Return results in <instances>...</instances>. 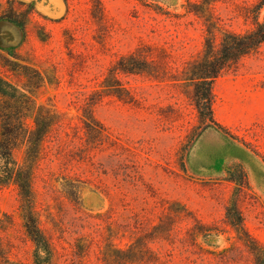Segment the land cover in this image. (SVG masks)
<instances>
[{
    "label": "rangeland",
    "instance_id": "rangeland-1",
    "mask_svg": "<svg viewBox=\"0 0 264 264\" xmlns=\"http://www.w3.org/2000/svg\"><path fill=\"white\" fill-rule=\"evenodd\" d=\"M261 1L0 0V76L36 68L53 115L37 153L11 152L32 170L40 264L254 263L227 211L264 246V43L210 82V119L190 73L259 28ZM11 110L0 96V135L7 116L32 129L36 110ZM25 210L0 184V264H33Z\"/></svg>",
    "mask_w": 264,
    "mask_h": 264
},
{
    "label": "trees",
    "instance_id": "trees-1",
    "mask_svg": "<svg viewBox=\"0 0 264 264\" xmlns=\"http://www.w3.org/2000/svg\"><path fill=\"white\" fill-rule=\"evenodd\" d=\"M261 3L264 4V0ZM5 20L16 26H20L13 19L5 18ZM256 25L259 27L257 30L247 32L244 35H228L231 37V40L222 37L223 40L220 42L219 50L215 52L212 59L209 60L207 57L204 60L206 63L203 66H193L191 69V79L203 87L204 95L202 94L199 97L205 102L209 119L211 118L209 104L211 99L210 82L222 71L230 60L235 61L261 43H264V22L256 21ZM11 64L13 69L19 70L24 75L25 81L20 86H15L0 76V96L5 98L8 108L12 109L11 111L23 113L24 110L34 109L36 112L33 115L32 129L25 126L24 121L20 117L7 116V119L3 118V122L1 123L2 132L0 135V161L4 160L6 167L4 166L2 168L0 165V184H9L12 182L17 188L22 202L25 201L26 210L23 212V217L25 216L23 226L34 244L33 264H40L41 253L47 254L50 252V242L41 228L39 216L34 209L31 191L32 170L28 169L27 171V169L19 166L16 160L13 159L11 152L14 146L16 147L25 143L29 150L32 149L37 153L44 134L40 130V127L47 126L50 128L53 123L51 121L53 115L49 111L46 112V121H42V115L40 113L43 109L42 107H35L32 99L33 94L42 83V77L39 71L28 64ZM9 163L11 166L8 165ZM233 211V217L229 216L228 211L227 216L238 231H242L244 234V244L253 257V264H264V246L248 235L243 229L240 213L235 208Z\"/></svg>",
    "mask_w": 264,
    "mask_h": 264
}]
</instances>
